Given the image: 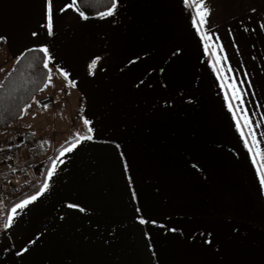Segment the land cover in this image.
<instances>
[{"label":"crops","instance_id":"crops-1","mask_svg":"<svg viewBox=\"0 0 264 264\" xmlns=\"http://www.w3.org/2000/svg\"><path fill=\"white\" fill-rule=\"evenodd\" d=\"M116 2L85 19L52 0L49 35L48 0H0V81L47 47L38 98L55 103L28 106L0 145L66 115L93 130L10 228L0 215V264H264V0H204L203 27L197 0Z\"/></svg>","mask_w":264,"mask_h":264},{"label":"trees","instance_id":"trees-1","mask_svg":"<svg viewBox=\"0 0 264 264\" xmlns=\"http://www.w3.org/2000/svg\"><path fill=\"white\" fill-rule=\"evenodd\" d=\"M79 10L86 17H94L100 12L107 11L111 0H78ZM1 44V42H0ZM45 56L38 49L23 52L13 61L10 70L0 81V132L17 122L23 115L24 110L33 103L44 88L50 68L45 69L43 63ZM32 137L24 136V142L19 145L4 148L1 153L13 156L19 162L18 151L21 147H27L34 158L42 155L39 147L32 142ZM34 144V145H31ZM59 150V149H58ZM55 154V153H54ZM54 154L43 163L38 181L32 182L30 187L13 194L1 203V218L9 214L11 207L21 200L34 195L42 186L48 166Z\"/></svg>","mask_w":264,"mask_h":264},{"label":"snow or ice","instance_id":"snow-or-ice-1","mask_svg":"<svg viewBox=\"0 0 264 264\" xmlns=\"http://www.w3.org/2000/svg\"><path fill=\"white\" fill-rule=\"evenodd\" d=\"M188 3H189V0H185V4H188ZM68 7L79 8L78 0H71V4L68 5ZM195 7L197 9V12H196V18L193 19V24H194V26L199 25L200 27H203V25L206 22V18L209 14V10H208L206 4L204 3V0H197ZM116 9H117L116 0H111V4L108 7L107 11L100 12L99 16H100V18L113 16ZM80 15L83 18L87 19V17L84 16V13L82 11L80 12ZM46 27H47L49 35H51L52 31H53L52 0H48ZM33 35H35V33H33ZM0 39H3V38H0ZM38 50L40 52H42L45 56L43 67L45 69H48L49 68V58H50L49 49L47 47H42ZM95 65H96V61L94 60L93 63L90 65V68H94ZM0 70H2V69H0ZM52 80H53L52 74H51V72H49V74L47 76L48 83H46L44 87L45 88L49 87L52 83ZM41 91H43V89H41ZM41 107L43 109L47 110L49 106L47 104H44ZM84 124L88 125L89 121L84 120ZM92 131H93L92 128L88 127L87 128V134L75 133L74 138H72L70 142H66V144L61 147V150L59 152V156L52 159L51 167L47 170L46 179L43 181L42 186L39 187V190L36 192V194L30 195L28 198L21 200L19 203H16L13 207H11L10 213L7 214L6 217L4 218L5 219V222L3 224L4 229L10 228L13 225L15 218L18 215H20L28 205L35 202L39 196L43 195L49 189V187H50L49 181H51L52 177L56 174V172L58 170V163L59 164L64 163L63 159H61V158L64 157L67 153H71L72 151H74L84 141H91L93 139V136L91 135ZM242 135H243V133H242ZM249 151H251V148L249 149ZM255 155H259V153L254 154V156ZM253 162L256 163L255 159ZM257 172H258V176H259V180H260L261 185H264V161H262L260 166L257 168ZM68 207H76V206L75 205H68ZM141 222L143 223L144 221H141ZM25 251H26V249H25Z\"/></svg>","mask_w":264,"mask_h":264},{"label":"rangeland","instance_id":"rangeland-1","mask_svg":"<svg viewBox=\"0 0 264 264\" xmlns=\"http://www.w3.org/2000/svg\"><path fill=\"white\" fill-rule=\"evenodd\" d=\"M6 71V70H4ZM48 88V87H47ZM76 103H77V109L75 110V113L78 117L79 113H80V100L79 98L76 99ZM30 109L32 110V113L34 114L33 116H35L34 118H40L42 115L38 114L36 111V104L35 103H31L30 105ZM61 110L66 111V108H62ZM63 111H61V113H63ZM75 115V114H74ZM63 121H62V126L61 127H56L54 128V126H47V128L45 129H40L39 131H37L36 133L33 134L34 137H32V142H35L38 147H39V151L41 150L42 155H40L37 158H34L31 153L25 148V147H21L20 149H17L18 151V158L19 161H36V166L35 168H37L36 170H41L43 163L45 161V159L43 157L49 156V152H51L52 150H54L58 145H60L63 141L74 137L75 133H80L82 131V127H81V121H79L78 119H76L75 117H73L72 119H70L67 115L65 117H63ZM20 124L19 122L16 124L18 125ZM25 133H22V135H24ZM22 140L23 139H17L13 140V145H19L22 144ZM24 142V141H23ZM34 145V144H31ZM44 152V153H43ZM15 160V159H14ZM32 180L33 181H37L38 178L35 174V171H33L32 174ZM1 205V203H0ZM1 206H0V215H1Z\"/></svg>","mask_w":264,"mask_h":264},{"label":"built area","instance_id":"built-area-1","mask_svg":"<svg viewBox=\"0 0 264 264\" xmlns=\"http://www.w3.org/2000/svg\"><path fill=\"white\" fill-rule=\"evenodd\" d=\"M47 104L48 108H53L55 103L50 96H41L37 100V111L43 112L41 106ZM23 139L21 132H17L8 138V141ZM9 145H0V203L5 202L9 196L23 191L26 187H30V183L21 182L27 180L32 169L36 166V161L17 162L10 158L6 153H1L4 148Z\"/></svg>","mask_w":264,"mask_h":264}]
</instances>
